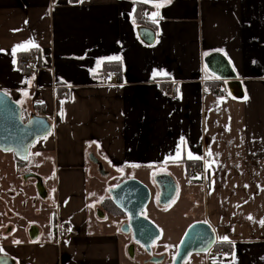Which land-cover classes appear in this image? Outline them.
<instances>
[{"label": "crops", "instance_id": "0c3cea01", "mask_svg": "<svg viewBox=\"0 0 264 264\" xmlns=\"http://www.w3.org/2000/svg\"><path fill=\"white\" fill-rule=\"evenodd\" d=\"M158 2L164 6L157 10L141 0H0V90L25 116L45 115L53 124L30 153L48 194L47 227L33 223L36 238L0 242L16 264L136 262L141 247L123 230L129 217L109 193L128 178L153 189L145 216L159 238L177 227V249L190 224L207 221L214 246L228 250L227 259L191 254L189 264H264V0ZM140 27L154 31L153 43ZM29 40L39 48L17 49L14 57L13 47ZM29 52L37 57L33 68L18 62ZM211 53L227 60L243 97L208 66ZM114 56L122 59H108ZM111 70L118 75L104 84L100 75ZM189 151L201 159L187 158ZM2 152L5 175L3 164L18 159L8 152L14 156L6 161ZM205 158L215 161L206 176L189 179ZM116 176L118 183L106 181ZM169 187L174 193L162 202ZM59 223L78 233L56 240Z\"/></svg>", "mask_w": 264, "mask_h": 264}, {"label": "water", "instance_id": "95a60500", "mask_svg": "<svg viewBox=\"0 0 264 264\" xmlns=\"http://www.w3.org/2000/svg\"><path fill=\"white\" fill-rule=\"evenodd\" d=\"M139 33L147 43L155 41V33L148 27H140ZM208 66L219 78L225 81L228 91L235 97H243L241 82L236 80L227 60L218 53H211L206 58ZM53 130V124L48 116L36 113L30 114L27 119L23 107L8 93L0 90V150L13 152L21 161H28L33 146L37 141ZM90 158L104 171L102 162L93 154ZM34 177L38 180L37 189L42 198L47 197V190L41 176L30 173L25 178ZM167 202L174 193V188L169 187ZM113 203L122 212L128 215L129 221L123 226L127 233L131 232L133 240L141 245L146 253L153 252V244L160 236L157 225L145 216V211L153 197V189L137 178H128L120 182L109 191ZM35 229V231H34ZM39 234L37 226L30 231L31 238ZM215 244V234L209 224L194 222L190 224L176 249L172 264H184L185 260L194 253H207ZM131 256L134 255V245L130 246ZM0 264H16L9 255H0Z\"/></svg>", "mask_w": 264, "mask_h": 264}, {"label": "rangeland", "instance_id": "374dc122", "mask_svg": "<svg viewBox=\"0 0 264 264\" xmlns=\"http://www.w3.org/2000/svg\"><path fill=\"white\" fill-rule=\"evenodd\" d=\"M2 154L6 155L4 158L6 161H9V159L6 158L9 155L14 156L13 153L10 154L4 151ZM3 165L7 166L8 170H6L7 173H5V175L0 173V179L6 180L5 187H0V242L17 244L14 243V241H19V243L29 241L31 240L29 233L30 227L34 224L47 227L46 225L44 226V224L48 221V213L44 212L45 205H43L47 199L38 195L36 180H34V178H24V175L28 172L37 174L35 172L37 169L36 167H32L33 163L30 159L24 163L15 160L14 164L10 162L9 164ZM120 179L122 178L116 176L115 178H107L106 181L118 183ZM154 204H156L155 201ZM52 208L53 206L49 207V212L51 215H54L53 213H55L56 208ZM46 229L44 236L41 237L42 240L45 239V235H47ZM176 229L177 227L171 228L170 234H161V237L153 244L154 255L159 256L160 254L156 252L162 250V254L166 256L162 264L170 263L176 253V249L172 244L175 239L172 233L175 232ZM140 247L141 249H138L139 254L137 251L135 253V258L137 257L138 261L136 260V263L134 260L133 264H143V260L149 258L148 253L144 251L141 245ZM184 264H189V257L185 260Z\"/></svg>", "mask_w": 264, "mask_h": 264}, {"label": "built area", "instance_id": "2783aa9c", "mask_svg": "<svg viewBox=\"0 0 264 264\" xmlns=\"http://www.w3.org/2000/svg\"><path fill=\"white\" fill-rule=\"evenodd\" d=\"M148 8H144V14L148 13ZM36 55L32 52H29L28 54H21L18 57L19 64L23 65L25 68H33L36 63ZM118 75V72L116 70H111L109 72H102L100 77L104 84L112 83L114 77ZM205 162H208V159H202L199 164H196L192 166L188 171V177L189 179L193 180L196 179V177H203L206 176V167ZM71 229V231H68V229ZM78 233V230L70 223H59L56 226L55 235L56 240H61L67 236L70 235H76ZM208 252H210V258L211 259H227L228 256V250L225 246H213Z\"/></svg>", "mask_w": 264, "mask_h": 264}, {"label": "snow or ice", "instance_id": "6c2138e0", "mask_svg": "<svg viewBox=\"0 0 264 264\" xmlns=\"http://www.w3.org/2000/svg\"><path fill=\"white\" fill-rule=\"evenodd\" d=\"M141 2L151 3L153 7L157 8V10L160 7L164 6V4L162 2H158V0H141ZM167 2H170V0H167ZM158 16H159V11L153 12L151 14V16H150V19H152L154 23H158V19H157ZM31 48H37L38 49L39 45L36 44L34 41L29 40L27 42H24L21 45L14 46L13 49H12V55L15 57L17 49H22L24 51H29ZM0 51H2V50H0ZM108 59L109 60H121L122 58L119 57V56H114V57H109ZM13 63H15V60H13ZM97 63L100 64V63H102V61H98ZM160 74L161 75H166L164 73H160ZM25 83H29L30 84V81H25ZM245 99H247V96H245ZM43 139H47V137L45 136V137H43ZM181 143L183 144V143H186V142L183 141V139H182ZM179 151H180V149L178 148L177 152L179 153ZM35 155H40V153H36ZM208 156L209 157L212 156V153L210 151L208 152ZM187 158H189V159H201V157L193 156V154L190 151L187 153ZM214 162L215 161L205 162L206 170L211 168V166H212V164ZM196 178H199V177H196ZM105 219H106V217H105ZM248 219L252 220L253 218L251 216H249ZM204 223H207V221H205ZM259 223L261 224V226H264V220L259 221ZM68 231H71V229L69 228ZM218 239L221 240V241H228V237L227 236L219 237ZM14 243H19V241H14ZM2 251H3V249L0 248V252H2ZM233 264H235V259L234 258H233Z\"/></svg>", "mask_w": 264, "mask_h": 264}, {"label": "flooded vegetation", "instance_id": "af4514ba", "mask_svg": "<svg viewBox=\"0 0 264 264\" xmlns=\"http://www.w3.org/2000/svg\"><path fill=\"white\" fill-rule=\"evenodd\" d=\"M17 158V157H16ZM18 159V158H17ZM18 161H20V162H22V163H24V161H21V160H19L18 159ZM30 173H33V172H28L27 174H30ZM27 174H25V175H27ZM25 175H24V178H25ZM31 178H34V177H31ZM26 179V178H25ZM34 180H36V190H37V193H38V195L40 196V193L38 192V189H37V183H38V180L36 179V178H34ZM165 194H163V195H161L160 196V199H164L165 198ZM33 226H36V225H32L31 227H30V230L29 231H31V229H32V227ZM38 227V226H37ZM38 230H39V232H40V228L38 227ZM34 231H35V229H34ZM136 243V242H135ZM132 246L134 245L133 243L131 244ZM134 250H135V245H134ZM129 251H130V248H129ZM146 252V251H145ZM149 255V258H146L145 260H143V264H148V263H150V264H162L163 262H164V260H165V258H166V256H165V254L163 255V254H161V255H159V256H156V255H154L153 254V252L151 253V254H148ZM175 256V255H174ZM174 258V257H173ZM172 261H173V259H172ZM172 261L170 262V263H168V264H172Z\"/></svg>", "mask_w": 264, "mask_h": 264}, {"label": "trees", "instance_id": "16d2710c", "mask_svg": "<svg viewBox=\"0 0 264 264\" xmlns=\"http://www.w3.org/2000/svg\"><path fill=\"white\" fill-rule=\"evenodd\" d=\"M27 117H28V116H26V119H27ZM29 159H30V158H29ZM1 254H2V253L0 252V255H1Z\"/></svg>", "mask_w": 264, "mask_h": 264}]
</instances>
